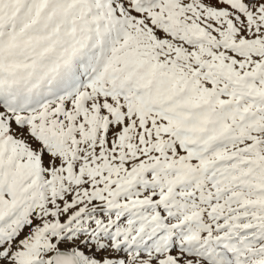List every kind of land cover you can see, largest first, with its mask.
<instances>
[{
    "label": "snow or ice",
    "instance_id": "6c2138e0",
    "mask_svg": "<svg viewBox=\"0 0 264 264\" xmlns=\"http://www.w3.org/2000/svg\"><path fill=\"white\" fill-rule=\"evenodd\" d=\"M0 264H264V0H0Z\"/></svg>",
    "mask_w": 264,
    "mask_h": 264
}]
</instances>
